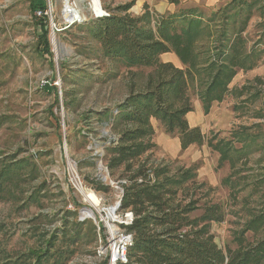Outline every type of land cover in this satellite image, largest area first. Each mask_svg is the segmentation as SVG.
Wrapping results in <instances>:
<instances>
[{"label": "trees", "instance_id": "trees-1", "mask_svg": "<svg viewBox=\"0 0 264 264\" xmlns=\"http://www.w3.org/2000/svg\"><path fill=\"white\" fill-rule=\"evenodd\" d=\"M28 1L33 12L47 9L44 0ZM167 1L175 7L181 4V0ZM132 6L133 2L117 6L108 18L84 27L99 45L103 58L133 70L138 80L125 100L106 112L100 123L117 136L115 145L103 146L102 160L110 176L118 172L117 181H126L121 186L120 209L134 217L125 227L132 235L126 264H264L262 130L251 132L240 126L214 141L187 121V115L194 112L191 95L198 98L205 116L228 94L242 101H264V89L251 93L249 86L230 88L238 72L251 71L264 62V0H225L207 12L191 6L161 15L147 6L141 15H131ZM36 21L40 53L49 57L48 17ZM168 53L175 55L181 67L160 60ZM134 70L140 71L139 76ZM45 89L52 91L55 86L45 85ZM255 116L264 118V109L256 110ZM152 121L177 138L180 153L205 144L219 155L218 166L227 165L229 173L221 185L228 190L231 206L238 207L235 214L239 216L231 237L234 248L219 247L210 230L213 222H224L221 204L204 203L200 207L195 195L183 201L189 184L196 179V167L171 172L168 166L150 164L144 157L156 147L151 141ZM24 166L20 161L15 168L3 167L0 192L13 195L11 190ZM87 180L96 192L107 194L111 190L97 178ZM200 209L201 214L192 218L191 214ZM66 215L74 221L65 220L61 236L51 235L44 248L29 252L33 264H64L86 235L96 240L95 226L86 220L78 222L75 212ZM60 241L62 249L57 246ZM101 263L107 264V259Z\"/></svg>", "mask_w": 264, "mask_h": 264}, {"label": "rangeland", "instance_id": "rangeland-1", "mask_svg": "<svg viewBox=\"0 0 264 264\" xmlns=\"http://www.w3.org/2000/svg\"><path fill=\"white\" fill-rule=\"evenodd\" d=\"M44 1L58 29L52 35L48 21L49 57L40 53V31L35 25L39 18L30 9L29 1L0 0V171L4 166L15 168L20 161L25 162L11 190L13 195L0 192V264H33L29 252L44 248L51 235L60 237L65 220L74 221L67 212H75V219L81 221L79 211L86 205L70 185L69 168L90 187L87 179L98 175L93 158L104 154L102 143L107 128L100 123L105 113L120 105L134 88L133 83L138 82L133 70L102 57L99 45L84 29L93 21L65 29L60 22L67 0ZM101 1L110 15L117 6L130 2V14H142L137 0ZM79 3L83 8L85 0ZM134 73L139 76L140 71ZM45 81L56 85L55 89L43 90ZM242 86L253 88L251 93L264 89V62L251 71L237 73L230 88ZM191 97L194 112L187 116L188 124L198 126L206 139H224L240 126L251 132L262 130L264 134V118L255 116L256 110L264 109L263 100L242 101L228 94L223 102L214 103L205 116L198 98ZM254 125L260 128H253ZM152 127L151 141L156 147L144 157L150 164L168 166L171 172L196 167V179L187 183L188 194L182 199L185 203L195 195L200 207L204 203L221 204L226 214L224 222H213L210 230L219 247L234 248L231 237L237 230L239 216L235 214L238 207L231 206L228 190L221 185L229 173L227 165L218 166L219 155L205 144L180 153L176 137L164 133L156 121H152ZM119 176L116 172L111 179L117 181ZM110 189L107 194L92 189L100 201L99 211L114 204L117 192ZM201 212L200 209L191 217H198ZM86 221L95 226L96 240L93 242L86 235L64 264H102L105 259L106 254L100 251L107 238L104 226L92 219ZM57 246L64 248L61 241Z\"/></svg>", "mask_w": 264, "mask_h": 264}, {"label": "built area", "instance_id": "built-area-1", "mask_svg": "<svg viewBox=\"0 0 264 264\" xmlns=\"http://www.w3.org/2000/svg\"><path fill=\"white\" fill-rule=\"evenodd\" d=\"M80 0H73L70 3V0H67L66 6L63 9L62 20L60 22L61 25L65 29L73 28V26H82L85 25L88 21H99L104 18H108L110 13L105 9L101 0H85L84 7H80ZM84 11V12H83ZM35 16L37 18H41L43 16L48 17L49 26L51 27L52 35L55 32H58V29L52 22L51 13H48L47 9L41 13L40 11H35ZM53 40V36L50 38V41ZM45 85H50L48 81H45L42 84L44 88ZM56 86V85H55ZM117 136L113 134L110 129H107L103 136V146H107L110 144H116ZM102 156H94V160L97 165L98 175L95 177L100 180L105 186H109L117 192L116 199L114 204L108 206L106 208H102V210H98L97 207L91 204L89 201L84 199L85 194L90 192L92 195L96 196L94 190L90 187H86L84 183L81 181L79 175L75 172L74 169L69 168V182L72 189L83 199L84 204L80 208L81 221H85L87 219L94 220L95 224L97 222L104 226L105 232L107 233V238L105 240L104 248L100 247V251L105 253L108 264H126L127 262V251L132 244V235L125 231V227L129 226L134 217L130 211H121L120 200L123 194V189L121 186L126 184L124 179L120 181H114L111 179L110 174L108 173V169L106 167L105 162L102 160ZM104 162V163H103ZM100 202V201H98ZM90 213L92 216H88ZM99 216V220L96 221V216ZM102 216L104 218H102ZM99 229V228H98Z\"/></svg>", "mask_w": 264, "mask_h": 264}, {"label": "crops", "instance_id": "crops-1", "mask_svg": "<svg viewBox=\"0 0 264 264\" xmlns=\"http://www.w3.org/2000/svg\"><path fill=\"white\" fill-rule=\"evenodd\" d=\"M223 1L225 0H181V4H184L187 8H191V6L200 7L201 9L206 11L208 9L214 8L215 6L219 5ZM137 4H138V7L141 9L140 13L143 12V9H142L143 6H147L151 12H154L158 15H161L167 12L174 13L176 12L177 9H179V6H180L178 5L175 7L174 5L169 4L167 0H139V1L137 0ZM160 60L162 62H170L176 68L180 66V63L174 54H170V53L163 54V56L160 57Z\"/></svg>", "mask_w": 264, "mask_h": 264}, {"label": "bare ground", "instance_id": "bare-ground-1", "mask_svg": "<svg viewBox=\"0 0 264 264\" xmlns=\"http://www.w3.org/2000/svg\"><path fill=\"white\" fill-rule=\"evenodd\" d=\"M65 3H66V1H65ZM84 199L86 201H89L91 204L98 206V198L96 196L92 195L90 192H87V194H85ZM88 216H92V215L90 213H88Z\"/></svg>", "mask_w": 264, "mask_h": 264}]
</instances>
